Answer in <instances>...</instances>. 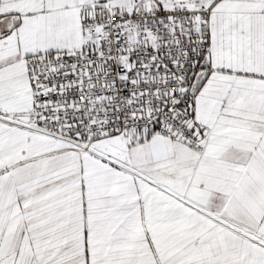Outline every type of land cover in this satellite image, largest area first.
Returning a JSON list of instances; mask_svg holds the SVG:
<instances>
[{"label":"snow or ice","instance_id":"1","mask_svg":"<svg viewBox=\"0 0 264 264\" xmlns=\"http://www.w3.org/2000/svg\"><path fill=\"white\" fill-rule=\"evenodd\" d=\"M0 264H264V0H0Z\"/></svg>","mask_w":264,"mask_h":264}]
</instances>
